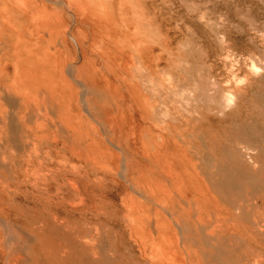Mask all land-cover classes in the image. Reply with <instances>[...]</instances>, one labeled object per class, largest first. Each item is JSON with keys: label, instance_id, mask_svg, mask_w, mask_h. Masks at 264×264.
Instances as JSON below:
<instances>
[{"label": "bare ground", "instance_id": "1", "mask_svg": "<svg viewBox=\"0 0 264 264\" xmlns=\"http://www.w3.org/2000/svg\"><path fill=\"white\" fill-rule=\"evenodd\" d=\"M157 3L0 0V264H96L113 230L118 264H264V248L254 250L255 231L264 236L255 204L234 198L241 184H207L197 168L175 172L168 133L153 146L144 141L142 151L123 139L130 126L140 139L160 134L149 121L158 79L154 41L146 39L155 32L145 20ZM80 102L89 118L71 114ZM16 123L20 151L57 148L63 129L83 145L70 150L86 166L61 173L62 164L47 168L36 157L30 168L26 152L16 165ZM110 134L127 153L121 171L103 138Z\"/></svg>", "mask_w": 264, "mask_h": 264}, {"label": "rangeland", "instance_id": "2", "mask_svg": "<svg viewBox=\"0 0 264 264\" xmlns=\"http://www.w3.org/2000/svg\"><path fill=\"white\" fill-rule=\"evenodd\" d=\"M165 1L158 0L156 6L145 10L148 28L155 32L147 34L146 39L154 41L153 68L158 79L155 116H150L149 121L154 123V134H160L154 139L145 135L140 139L137 133L132 134L135 131L130 126V136L123 139L130 147L142 151L144 141L153 146L161 143L158 135L168 133L174 142L170 146V140L168 147L173 170L183 176L197 168L206 174L207 184L210 179L241 184L242 191L235 193L234 198H251L255 218L264 230L261 207L264 201V0H170L166 4ZM144 90L150 95L148 89ZM79 105L71 114L81 112L89 118L86 106L81 102ZM50 116L56 120L53 113ZM147 121L141 124L147 126ZM60 130L57 148L20 151L21 133L16 123V151H10L17 160L15 164L20 165L18 160L26 152L32 158L30 168L39 166L36 157L47 168L62 164L65 171L60 170L61 173L71 167H85L82 157L74 156L71 151L74 146L80 151L83 145L77 146L76 141ZM103 138L106 146H111L110 151L120 158L118 170L121 171L123 155L127 153L117 152L109 141L116 142L111 134ZM3 168L0 164L1 172L6 171ZM159 180L169 183L162 175ZM258 231H255L254 250L262 251L264 236ZM53 233H47L52 242L57 240ZM103 240L101 261L96 264H118L122 259L112 256L114 246L120 245L116 231H110ZM190 244L195 246L193 242Z\"/></svg>", "mask_w": 264, "mask_h": 264}]
</instances>
